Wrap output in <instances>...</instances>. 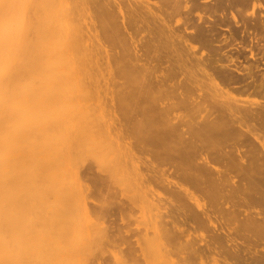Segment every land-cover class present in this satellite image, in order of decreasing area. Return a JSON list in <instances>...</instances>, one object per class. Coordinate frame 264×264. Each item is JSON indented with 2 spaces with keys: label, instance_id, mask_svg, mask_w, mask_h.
Listing matches in <instances>:
<instances>
[{
  "label": "rangeland",
  "instance_id": "obj_1",
  "mask_svg": "<svg viewBox=\"0 0 264 264\" xmlns=\"http://www.w3.org/2000/svg\"><path fill=\"white\" fill-rule=\"evenodd\" d=\"M82 1L77 0L76 4L75 0H0L2 264H252L251 257L256 254V250H261L260 245L264 247V244H258L256 248L259 246V249H255L244 238L250 235L255 237L253 232L240 230L239 225L244 222L243 211L246 207H243L244 210L240 208L241 216H231V210L235 209L234 203H231L237 199L243 188L184 179L195 173H205L198 164L193 165L187 157L192 135L187 129V124L192 122L185 125V121L191 112L184 106L179 110L183 113L179 114L185 118L184 123H180L187 129V135L186 132L180 137L177 134H156L155 131L162 127L160 122L157 123L159 117L161 118V106L156 103L154 97L156 78L158 80L165 77L162 80L164 92L171 98L170 94L172 93V96L176 91L178 94L174 101L182 106L184 94H187L186 87L193 83L198 74L197 79L201 77V83L205 82L201 92L206 93L207 101L212 100V80H202L207 77L203 78V73H198V70L203 71V66H207L204 69H209L208 72L213 70L212 73L215 72L218 76L216 81L220 80V84L223 75L232 71L234 80H227L226 84L222 82V86L229 87L227 83L230 84V92L232 89H240V96H237L238 92L232 93L240 100L242 98L245 101V97L255 99V102L252 99L249 101L254 103L253 106L264 105V100L261 99L264 98V0H176V4L175 0H86V5L90 7L91 19L97 24H93L94 26L91 25L92 20V23L88 24L84 19L83 12L88 11L85 1V8L79 14L83 8ZM183 4H188V8L183 9ZM185 9H188L186 13ZM69 11L76 16L80 30H83V42L86 44L83 43L80 51L72 53L66 70H63L54 65V58L58 45L65 37L63 29L66 26L62 15L63 12ZM89 12L86 13L87 17ZM178 17H181L182 23L177 22ZM185 23L186 29L182 30V24ZM167 25L169 28L174 26V30H169ZM192 25L195 27H192L194 31L189 29L190 33L187 32V28ZM81 26L90 29H83ZM91 28H96L98 36H95L100 38V42L92 34L94 29V32H90ZM182 33L185 39L181 36ZM86 36L89 38V46L85 41ZM91 36L93 39H90ZM187 38L190 40L186 41V44L184 42ZM38 40L40 47L36 54L41 66L33 68L30 66V59L35 41ZM91 40H94V43L90 42ZM189 43L194 46L191 51L199 56L189 52ZM102 44L109 53L104 51ZM94 47H98L96 52ZM178 47L180 48L177 49ZM187 50L188 55H191L189 57L185 55ZM101 51L105 55L108 54V58L102 57L104 54ZM92 53H101L98 60L96 59L99 64L93 59ZM200 53L202 62L204 61L200 67L203 68L197 69L199 65L196 67L195 61L197 57L201 59ZM104 58L110 59L107 61L109 65ZM181 60L185 61V66ZM230 60L237 61L234 63ZM218 61L222 63H217ZM225 61L226 64L230 63L226 66ZM229 64L233 70H230ZM188 70L197 71L193 74ZM251 72L252 74H249ZM170 77L173 79L169 80ZM206 87L213 89L212 92H207ZM242 100L241 103L244 102ZM183 110H186V115ZM45 113L52 117H42L41 123L37 127L33 126L34 117ZM261 132L264 133V130ZM128 142L133 147L130 148ZM141 142L144 145H141ZM128 147L137 152L142 151L137 154ZM243 149L249 147L245 145ZM164 156L169 157L166 159ZM149 157L153 158V163L157 159L154 166H150L152 161ZM163 161L165 166L169 164L168 167L173 169L164 167ZM151 167L154 169H150ZM223 168L221 169L224 172H235L233 168ZM150 170L156 171L153 174ZM162 170L164 174L170 170L166 174L167 178L165 175L162 177ZM156 172L161 175L158 176ZM152 174L154 176H151ZM170 176H176V181L171 178L173 181L170 183ZM177 181H182L180 187L183 186L184 191L175 186ZM187 181H190V185ZM166 183H170V186H166ZM183 184H187L188 188L191 186V191L186 190L187 187ZM192 188L196 189L195 193L199 196ZM185 191L190 192L187 193L194 197L196 203L191 202L193 197H185ZM170 197L173 198L171 202L167 201ZM201 201L203 203H200ZM200 205L203 209H208L209 214L219 212L216 215L211 214L213 224L212 217L207 218L209 214L206 215V210L202 209L200 212ZM254 210L255 208H250V211ZM202 211L205 216L201 214ZM246 211L249 212L248 208ZM166 213L172 216L171 219ZM184 215L190 220L184 218ZM179 217L183 219L180 220ZM237 221L239 223H236ZM229 227L232 229L229 230ZM226 232L241 233L243 238L237 237L241 241L236 242L238 245L231 244L227 241ZM226 243L231 244L234 250L238 248L240 259L228 254L226 249L230 248ZM11 249L15 251L13 255L10 254Z\"/></svg>",
  "mask_w": 264,
  "mask_h": 264
},
{
  "label": "bare ground",
  "instance_id": "obj_2",
  "mask_svg": "<svg viewBox=\"0 0 264 264\" xmlns=\"http://www.w3.org/2000/svg\"><path fill=\"white\" fill-rule=\"evenodd\" d=\"M76 1L77 0H75V3H76ZM78 1H80V0H78ZM82 1V0H81ZM85 1V6L87 7L88 6V8H86L88 11L87 12H89V5L87 4L86 5V0H84ZM84 1H82V3L84 2ZM180 1V0H179ZM185 1V0H184ZM187 1V0H186ZM189 1V0H188ZM248 1V0H247ZM88 3H89V1H87ZM146 3H147V1H145ZM174 2V1H173ZM239 2V1H238ZM243 2V1H242ZM172 3V2H171ZM187 3V2H186ZM236 3V2H235ZM234 3V4H235ZM74 4V3H73ZM77 4V3H76ZM76 4H74V5H76ZM79 4H80V2H79ZM175 4H176V0H175ZM175 4H173V6L175 5ZM73 5V6H74ZM83 6H81V7H83V8H81L80 10H81V12L79 13V14H81L82 13V11L84 10V8H85V6H84V3L82 4ZM185 7H184V6ZM182 6H183V9L184 8H188L187 7V5L188 4H183ZM72 6V7H73ZM71 7V8H72ZM147 7V6H146ZM176 7H177V5H176ZM70 8V9H71ZM181 8V7H180ZM68 9V8H67ZM74 9V8H73ZM76 9V8H75ZM79 8H77L76 10H78ZM186 10H188V9H185V13H186ZM72 11H74V10H72ZM86 11V10H85ZM83 12L84 14V16H85V20H87V22H89L88 24H90V22H91V14H90V12L88 13L89 14V17H90V19H89V17H87V12ZM181 11H182V9H181ZM184 11V10H183ZM188 12V11H187ZM64 14L62 15V19H63V21H64V25L66 26V28L64 27V29L63 30H65L64 32H65V37H64V40H63V42L61 41V44L60 45H58V49H57V51H56V56H55V61H54V65L55 66H58L60 69H63V70H66V68H67V65H68V60L70 59V57H71V55H72V53H75V52H77L79 49L81 50V48L80 47H82L83 46V37H82V34H81V32L83 31H81L80 30V25L78 24V21H77V18H76V16H73L72 14V12H63ZM76 13V12H75ZM78 13V12H77ZM86 14V15H85ZM179 14V13H178ZM182 14H183V12H182ZM179 16H181V15H179ZM187 16V15H186ZM87 17V18H86ZM80 18V17H79ZM179 18V17H178ZM185 18V17H184ZM83 18H82V20H84ZM180 19H181V17L179 18V20H177V22H179L180 21ZM186 19V18H185ZM63 21L61 22V24L63 23ZM81 21V20H80ZM94 20H92V22H93ZM182 21H183V19H182ZM85 22V21H84ZM84 22H82V23H84ZM87 22H85L86 24H87ZM91 22V23H92ZM95 22V21H94ZM92 23L91 25H95L96 23ZM176 22V23H177ZM181 22V21H180ZM187 22H188V20H187ZM190 22V21H189ZM80 23V22H79ZM182 23V22H181ZM181 23H179V24H181ZM85 24V25H86ZM87 24V25H88ZM191 24V23H190ZM91 25H90V27H91ZM93 25V26H94ZM97 25V24H96ZM176 25V24H175ZM183 25V28L182 27H179V28H182V30L184 29V25H186V23L185 24H182ZM168 27L167 28H169V25H167ZM63 27V26H62ZM81 27H83V29H85V27H87V26H81ZM178 27V26H177ZM192 27H193V25L191 26V28H187V32H189L190 33V31H188L189 29H192ZM87 28H89V27H87ZM170 28H171V26H170ZM170 28H169V30H170ZM173 28H174V26H173ZM173 28H171V29H173ZM193 28H195V27H193ZM90 29V28H89ZM94 29V28H93ZM93 29L91 28V30L92 31H90V30H88V31H90L91 33L92 32H94L95 30H96V28L94 29V31H93ZM176 29H178V28H176ZM185 29H186V27H185ZM184 29V30H185ZM201 29V28H200ZM212 29V28H211ZM62 30V29H61ZM174 30V29H173ZM193 30V29H192ZM209 30V29H208ZM230 30V29H229ZM86 30H84V32H85ZM87 31V32H88ZM177 31V30H176ZM194 31V30H193ZM198 31V30H197ZM205 31V30H204ZM231 31V30H230ZM86 32V33H87ZM90 32L89 33H87L88 35L90 34ZM180 32H182V31H180ZM184 32H186V31H184ZM199 32V31H198ZM197 32V33H198ZM211 32V31H210ZM193 33H195V32H193ZM85 34V33H84ZM86 34V35H87ZM92 34H94V36L95 35H97L98 36V34H96V31L94 32V33H92ZM184 33H182L181 34V36L183 35ZM187 34V33H186ZM91 35V34H90ZM89 35V36H90ZM189 35V34H188ZM187 35V36H188ZM191 35V34H190ZM194 35V34H193ZM197 35V34H196ZM97 36H95V38L97 39ZM183 37V36H182ZM190 37V36H189ZM191 38V37H190ZM87 36H86V38H85V41H87V45L89 46V44H88V40H89V38L87 39ZM90 39H93V36H91V38ZM98 39H100V38H98ZM97 39V40H98ZM183 39H185L184 37H183ZM102 40V39H101ZM190 40V39H189ZM188 40V38H187V40H185V42L184 43H186V41L188 42L189 41ZM93 41V43H94V40H91L90 42H92ZM96 41V40H95ZM99 41V40H98ZM97 41V42H98ZM184 41V40H183ZM57 42H58V39H57ZM60 42V41H59ZM100 42V41H99ZM182 42V41H181ZM93 43H90L91 45L93 44ZM101 43H103V42H101ZM84 44H86V42L84 43ZM97 44V43H96ZM183 44V43H182ZM187 44V43H186ZM186 44H184V46H186ZM100 46V44H97V46ZM188 45H190V43L188 44ZM187 45V46H188ZM84 46H86V45H84ZM87 46V47H88ZM94 46V45H93ZM101 46H103V44L101 45ZM191 46V45H190ZM189 46V52H191V53H193L192 55H195L194 54V52L193 51H191V50H193V47L194 46H191L192 47V49H191V47ZM39 47H40V43H39V40L38 41H35V45H34V52H33V54H32V57H31V59H30V66L31 67H33V68H37V67H39V66H41V64H40V62H39V60H38V58H37V54L36 53H38L39 51H38V49H39ZM102 48H104V51L106 52V53H109V52H107V48H105V46H103ZM180 47H178L177 49H179ZM186 48V47H185ZM184 48V49H185ZM82 49H84V47L82 48ZM88 49V48H87ZM97 50H98V47L96 48ZM96 49H95V47H94V50H95V52H96ZM99 49H101V47L99 48ZM176 49V50H177ZM79 50V51H80ZM94 50H92L93 52H94ZM175 50V51H176ZM182 50V49H181ZM186 50V49H185ZM250 50H252V52H253V49H251L250 48ZM89 51V50H88ZM91 51V52H92ZM90 52V51H89ZM102 52V54H104V56H102V57H107L108 58V54H106L105 55V53H103V51H101ZM135 52V51H134ZM169 52H171V51H169ZM168 52V53H169ZM180 52V51H179ZM178 52V53H179ZM251 52V53H252ZM82 53H84V52H82ZM86 53V52H85ZM88 53V52H87ZM136 53V52H135ZM175 53V52H174ZM183 53V52H182ZM184 53H186V52H184ZM191 53H189V54H191ZM93 54V53H92ZM97 54V53H96ZM95 54V55H96ZM101 54V53H100ZM100 54L98 55L97 54V57L94 55V57H93V59H95V61H96V59L98 60V58H99V56H100ZM170 54V53H169ZM177 54V53H176ZM203 54V53H202ZM110 55V54H109ZM162 55V54H161ZM168 55V54H167ZM166 55V57L168 58V56ZM185 55H188V50H187V54H185ZM197 56H199L198 54H196ZM91 56V55H90ZM159 56V55H158ZM157 56V57H158ZM176 56V55H175ZM178 56V55H177ZM181 56V55H180ZM189 56H191V55H188V57ZM196 56V57H197ZM200 56H201V53H200ZM203 56H204V54H203ZM233 56V55H232ZM238 56V55H237ZM88 58H90L89 56H87ZM162 57H164V59L166 58L165 56H162ZM183 57V56H182ZM187 57V56H186ZM185 57V58H186ZM234 57V56H233ZM233 57H231V59L233 58ZM160 58V57H159ZM166 58V59H167ZM181 58V57H180ZM179 58V59H180ZM200 57H197V59H196V61H195V63H196V67L199 65V67L197 68V69H199V68H207V66L205 67V66H203V64H201V63H203L202 62V56H201V59H199ZM230 58V57H229ZM237 58V57H236ZM236 58H233V59H236ZM171 59V58H170ZM183 59V58H182ZM189 59V58H188ZM191 59V58H190ZM189 59V60H190ZM207 59V61H209L208 60V58H206ZM90 60V59H89ZM104 60H106V58H104ZM110 60V59H109ZM109 60H106V63H107V65H109L108 63L109 62H107V61H109ZM159 60V59H158ZM163 60V59H162ZM172 60H174V59H172ZM172 60H170V61H172ZM185 60V59H184ZM216 60V59H215ZM229 60V59H228ZM257 60H259L258 58H257ZM88 61V60H87ZM91 61V60H90ZM181 61H183V60H181ZM188 61V60H187ZM214 60H212V62H213ZM231 61H233V60H230V62ZM234 61H237V60H234ZM233 61V62H234ZM97 62V64H99L98 63V61H96ZM95 62V63H96ZM178 62V61H177ZM184 62L185 61H183L182 62V65H184L185 66V64H184ZM191 62H193L192 60H191ZM221 62V61H220ZM219 61L217 62V63H220ZM228 62V61H227ZM230 62H228V63H230ZM242 61H240V63H241ZM258 62V61H257ZM90 63V62H89ZM92 63H94V62H92ZM181 63V62H180ZM188 63V62H187ZM194 63V62H193ZM214 63H216V62H214ZM222 63V62H221ZM227 63V64H228ZM235 63V62H234ZM88 64V63H87ZM213 64V63H212ZM211 64V65H212ZM224 64H226V61L224 62ZM227 64H226V66H227ZM237 64V63H236ZM252 64V63H251ZM48 65V64H47ZM93 65V64H92ZM106 65V66H107ZM195 65V64H194ZM200 65L201 66H203V67H200ZM204 65H205V63H204ZM207 65V64H206ZM216 65V64H215ZM239 65V64H238ZM90 66H91V64H90ZM219 66V65H218ZM218 66H216V67H218ZM224 66V65H223ZM248 66V65H247ZM251 66V65H250ZM257 66V65H256ZM109 67V66H108ZM183 67V66H182ZM193 67V66H192ZM195 67V66H194ZM220 67V66H219ZM229 67L231 68H229L230 70H233L232 69V67H231V65L229 64ZM187 67H185V69H186ZM202 69L203 71H199L198 70V73L199 72H202L203 73V75H204V77L203 78H205V76L207 77L206 79H202V80H212V84H214V85H212V87H213V97H211L212 98V100L210 99V97H209V99H210V101H207L206 100V98H205V96H206V93H204V92H201L202 90H203V88L205 87L203 84L205 83V82H202L201 83V75H202V73H201V75L199 76L200 78V80L199 79H197L198 77H197V75L198 74H196V77H195V79H194V81H193V83H191L189 86L188 85H186V86H188V87H186V92H187V94L185 93L184 94V97H183V100H182V106H181V104L180 103H176V101H174L175 99L174 98H176L177 97V94H176V91L174 92V94L171 96V94H170V97L171 98H169V96L168 95H166V93L164 92L165 90L163 89L164 88V84L162 83V80L165 78V77H163L162 79L161 78H158V80H157V78H156V82H155V89H156V95H155V97H154V99H155V101H156V103L158 104V105H160L161 106V110L159 111L158 110V108H157V110L159 111V113H160V116H161V118L159 117V121H157V123L158 122H160V124L162 125V127H160V129L158 128L155 132H157L156 134H163L164 136H166V135H168V134H177L179 137H180V135H182L183 134V132H186L187 131V129H188V131L192 134L191 135V137H190V143H189V146L188 147H190V150H188L187 151V157L188 158H190V160L192 161V163H193V165L196 163V164H198V166H200V169H203L204 170V174H192L191 176H187L186 174V176L187 177H184V179H190V180H196V181H200V183L201 182H205L206 184H207V182H209V183H212V184H230V185H232V186H235V187H237V188H243V191L241 192V193H239L240 195H238V197H236L237 199L236 200H233V202L231 203V204H233L234 203V208L235 209H232L231 211H233V213H232V215L231 216H234V217H237L239 214H240V216L242 215L240 212H241V210H240V208H242L243 209V207L245 208L246 207V210H247V208H248V210H249V212L248 213H246L245 211H243L245 214H243V215H245V217L243 218L244 219V222H242L241 223V225H239L240 226V230H243V232H253V234H254V236L256 237H247L246 235V237H244L245 238V240L252 246V247H255V249H257L256 248V246L258 245V244H261V243H263L264 244V133H262L261 132V130H264V105H260V106H253L254 105V103L252 104V103H249V101L251 102V99L254 101L255 99H253V98H243V99H246L245 101L244 100H242V98H241V100H242V102L243 103H245V104H243V103H241L240 101V99H239V97H237V96H240V89H239V91L238 90H236V89H232V91L230 92V88H231V86H230V84H228L227 83V85H229V87H223L222 85H224V84H226V82H227V80H230V79H233V78H235L234 77V75H233V72L231 71V72H227V73H225L224 75H223V78L221 79V81L224 83H222L221 82V84L219 83V81L217 82L216 80H218L217 79V75H215L214 73H212V71L213 70H210V72H208V70H205V69ZM213 68V67H212ZM236 68V67H235ZM184 69V68H183ZM195 69V68H194ZM193 69V70H194ZM200 69V70H201ZM226 69V68H225ZM225 69H223L224 70V72H225ZM238 69H240L239 67H238ZM248 69V68H247ZM252 69V68H251ZM177 70V69H176ZM193 70H191V71H189L190 73H192L193 72ZM222 70V69H221ZM228 70V69H227ZM237 70V69H236ZM244 70V69H243ZM242 70V71H243ZM246 70V69H245ZM244 70V71H245ZM142 71V70H141ZM179 71V70H178ZM184 71V70H183ZM195 71H197V70H195ZM194 71V72H195ZM217 71V70H216ZM239 72H240V70H238ZM170 72V71H169ZM194 72H193V74H194ZM218 72V71H217ZM176 73H177V71H176ZM184 73H186V70H185V72ZM197 73V72H196ZM240 73H243V72H240ZM246 73V72H245ZM181 73H179V75H180ZM248 74V73H247ZM249 74H252V72L251 73H249ZM254 74V73H253ZM170 75H172L171 73H170ZM176 75V74H175ZM187 75V74H186ZM191 75V74H190ZM219 75V74H218ZM238 75V74H237ZM166 76V75H165ZM195 76V75H194ZM246 76V75H245ZM256 76V75H255ZM158 77V76H157ZM168 77H169V75H168ZM179 77V76H178ZM242 77V76H241ZM251 77V76H250ZM249 77V78H250ZM253 77H254V75H253ZM253 77H251V78H253ZM154 78V77H153ZM192 78V77H191ZM152 79V78H151ZM169 80L170 79H173V78H168ZM245 79H248V78H245ZM245 79H243V80H245ZM255 79V78H254ZM264 79V78H263ZM190 80V79H189ZM234 80V79H233ZM256 80V79H255ZM254 80V81H255ZM151 81V80H150ZM168 81V80H167ZM183 81V80H182ZM239 81H240V79H239ZM247 81V80H246ZM250 81V80H249ZM260 81H261V79H260ZM186 82V81H185ZM211 82V81H210ZM257 82V80L255 81V83ZM230 83V82H229ZM234 83L236 84L237 82H235L234 81ZM243 83V82H242ZM245 83V82H244ZM211 83H209V85H210ZM232 84H233V82H232ZM238 84H240V83H238ZM246 85L248 84V83H245ZM206 86H207V84H205ZM221 85V86H220ZM237 85V84H236ZM235 85V87H237ZM241 85V84H240ZM258 85V84H257ZM263 85V84H262ZM167 86V85H166ZM211 86V85H210ZM234 86V85H233ZM179 87L181 88V85H179ZM178 87V88H179ZM208 87V86H207ZM206 87V88H207ZM242 87V86H241ZM245 87V86H244ZM261 87V86H260ZM153 88V87H152ZM178 88H176V89H178ZM184 88V87H183ZM208 88H210V87H208ZM207 88V89H208ZM224 88H226V89H224ZM227 88H228V91H227ZM246 88V87H245ZM252 88V87H251ZM256 88V87H255ZM172 89V88H171ZM182 89V88H181ZM181 89H178V91L179 90H181ZM206 89V91L207 92H212V90L211 89H208L207 90ZM168 90V89H167ZM241 90H243V89H241ZM251 90V89H250ZM249 90V91H250ZM255 90V89H254ZM154 91V90H153ZM183 91V90H182ZM181 91V92H182ZM233 91H235V92H238V94H237V96H236V94L234 95L232 92ZM247 91V90H246ZM256 91V90H255ZM260 91V90H259ZM180 92V93H181ZM251 92V91H250ZM254 92V91H253ZM252 92V93H253ZM184 93V92H183ZM244 93V92H243ZM242 93V95H245V94H243ZM249 93V92H248ZM155 94V93H154ZM212 94V93H211ZM258 94V93H257ZM182 95V94H181ZM247 95V94H246ZM251 95H253V94H251ZM178 97H179V95H178ZM206 97H208V96H206ZM261 97H262V94H261ZM264 97V96H263ZM133 98V97H132ZM131 99V98H130ZM249 99V100H248ZM261 99H263L264 100V98H261ZM169 100H171V101H169ZM260 100V99H259ZM135 101V100H134ZM178 101V100H177ZM252 101V102H253ZM255 102V101H254ZM256 102H258L257 101V99H256ZM260 102H261V100H260ZM259 102V103H260ZM247 103V104H246ZM249 103V104H248ZM155 104V103H154ZM262 104H263V102H262ZM157 106V105H156ZM185 107V108H187V109H189L190 110V112H191V114L189 115V117L186 119V123H185V125L187 124V123H190V121L192 122L191 124H187L188 125V127H187V129H185V128H183L182 126L184 125V124H182V123H180L181 121H183V123H184V120H185V118H183V115H181V114H183V113H181V112H179V110H180V107ZM183 108H181V110H182ZM149 111V110H148ZM184 111V114H185V111L186 110H183ZM182 111V112H183ZM53 112V111H52ZM153 113V112H152ZM179 113H181V114H179ZM132 114H134L133 112H132ZM158 114V113H157ZM187 114V113H186ZM185 114V115H186ZM189 114V113H188ZM155 115V114H154ZM135 116V115H134ZM152 116V115H151ZM42 117L44 118V117H46V118H50V117H52V115H50L49 113L48 114H42V116L39 114H37L35 117H34V119L32 120V124H33V126H35V127H37L38 126V124H40L41 123V121H42ZM133 117V116H132ZM156 119V118H155ZM150 121V120H149ZM153 123V122H152ZM154 126V125H153ZM157 127H159V125L157 126ZM185 127V126H184ZM120 129H118V131H119ZM120 132V131H119ZM151 132V131H150ZM186 135L188 134L187 132L185 133ZM153 136V135H152ZM156 136V135H155ZM161 136V135H160ZM172 136V135H171ZM177 136V137H178ZM145 137V136H144ZM168 138H169V136H167ZM176 137V138H177ZM183 137V136H182ZM188 137V136H187ZM151 138H153V137H151ZM171 138V137H170ZM184 138V137H183ZM164 139V138H163ZM166 139V138H165ZM187 139V138H186ZM186 139L184 140V141H186ZM156 140H157V138H156ZM188 140V139H187ZM136 141H137V139H136ZM144 141V140H143ZM154 141V140H153ZM158 141V140H157ZM169 141H170V139H169ZM181 141V140H180ZM134 142H135V140H134ZM148 142V141H147ZM119 143V142H118ZM129 143V142H128ZM131 144H132V141L130 142ZM130 143H129V145H130ZM156 143V142H155ZM172 143V142H171ZM176 143V142H175ZM182 142H180V144H181ZM245 143H247V144H245ZM136 145H137V143H135ZM167 144V143H166ZM173 144H174V142H173ZM184 144V143H183ZM118 145V147H120V143L119 144H117ZM128 145V146H129ZM135 145V146H136ZM141 145H144V144H142V142H141ZM148 145V144H147ZM154 145V144H153ZM158 145V144H157ZM171 145V144H170ZM178 145V144H177ZM187 145V144H186ZM245 145H247V147H249V149H243V148H245ZM149 146H151V145H149ZM163 146V145H162ZM167 146V145H166ZM183 146V145H182ZM181 146V147H182ZM131 147H133L132 145H130V148ZM138 147H139V145H138ZM160 147H161V145H160ZM168 147V146H167ZM170 147V146H169ZM129 147H128V149L129 150H134V152H137V151H135V149L133 148V149H130ZM149 148V147H148ZM151 148V147H150ZM159 148V147H158ZM157 148V149H158ZM175 148V147H174ZM140 149H142V148H140ZM153 149H155V148H153ZM167 149V148H166ZM119 150H121V148H119ZM118 150V151H119ZM161 150V149H160ZM164 150V149H163ZM178 150V149H177ZM186 150V149H185ZM142 150H139V152H141ZM139 152H137V154L139 153ZM146 152H148V150L146 151ZM149 152H150V150H149ZM152 152V151H151ZM179 152V151H178ZM183 152H185V151H183ZM119 153V152H118ZM143 153V152H142ZM141 153V154H142ZM158 153H160V152H158ZM121 154V153H120ZM141 154H139L138 156L140 157V155ZM144 154V153H143ZM163 154V153H162ZM166 153H164V155H165ZM169 154V153H168ZM172 154V153H171ZM185 154H186V152H185ZM132 155V154H131ZM145 155V154H144ZM147 155V154H146ZM155 155H157V154H155ZM170 155V154H169ZM176 155H178V154H176ZM133 156V155H132ZM134 156H136L135 154H134ZM154 156V155H153ZM162 156V155H161ZM181 157H182V155H180ZM123 156L121 155V158H122ZM165 157V156H164ZM169 157V156H168ZM167 157V158H168ZM173 157V156H172ZM178 157V156H177ZM120 158V157H119ZM155 158V157H154ZM162 158V157H161ZM166 158V157H165ZM166 158V159H167ZM182 158H185V156L184 157H182ZM151 158L149 157V160H150ZM153 159V158H152ZM151 159V161H152V164H150V166L152 165V166H154L156 163H155V161L157 160V159H155V161H154V163H153V160ZM159 159V158H158ZM165 159V161H167ZM168 160H170V159H168ZM182 160V159H181ZM185 160V159H184ZM119 161V160H118ZM121 161V160H120ZM125 161V160H124ZM160 161V160H159ZM176 161V160H175ZM148 162H150V161H148ZM169 162V161H168ZM174 161H172V163H173ZM123 163V162H122ZM162 163H164V167H166L167 166V168H169L168 167V165L169 164H167L166 166H165V162L163 161ZM180 163H181V161H180ZM188 163V162H187ZM186 163V164H187ZM124 164V163H123ZM122 164V165H123ZM149 164H147V165H149ZM159 164V163H158ZM171 164V163H170ZM175 164V163H174ZM177 164V163H176ZM189 164V163H188ZM187 164V166H189ZM191 164V163H190ZM182 165V164H181ZM176 166V165H175ZM196 166V165H195ZM217 166H218V168H217ZM156 167H158V165H156ZM156 167H155V169H156ZM162 167V166H161ZM163 167V168H164ZM172 167V166H171ZM177 167V166H176ZM183 167V166H182ZM185 167V166H184ZM223 168V167H226V168H228V167H230V168H233L234 170H235V172L233 173V172H228V170H227V172H224V171H222V169L221 168ZM149 168V167H148ZM160 168V167H159ZM162 168V169H163ZM179 168V167H178ZM187 168V167H186ZM220 168V169H219ZM229 168V169H230ZM150 169H152V167L150 168ZM154 169V168H153ZM152 169V170H153ZM170 169V168H169ZM171 169H173V168H171ZM170 169V170H171ZM198 169V168H197ZM199 169V171H201ZM224 169V168H223ZM149 170V169H148ZM157 170H159L158 168H157ZM165 170V169H164ZM170 170H168L169 172H170ZM175 170V169H174ZM180 170V169H179ZM190 170V169H189ZM188 169H187V171H189ZM151 171V170H150ZM154 171H156V170H154ZM153 171V172H154ZM178 171V170H177ZM194 171V170H193ZM152 171H151V173H153ZM159 172H161V170L159 171ZM169 172H167V173H163V170H162V177L164 176L165 178H167L166 177V174H168ZM180 172V171H179ZM178 172V173H179ZM182 172V171H181ZM149 173V172H148ZM155 173V172H154ZM153 173V174H154ZM157 173V172H156ZM178 173H175V174H178ZM187 173V172H186ZM203 173V172H202ZM151 175V176H154V175ZM159 173H157V175H158ZM171 174V173H170ZM169 174V175H170ZM174 174V173H173ZM174 174V175H175ZM118 175V174H117ZM149 175H150V173H149ZM156 175V176H157ZM159 175H161V174H159ZM158 175V176H159ZM168 175V176H169ZM190 175V174H189ZM150 176V177H151ZM156 176H155V178H156ZM178 176V175H177ZM101 177V176H100ZM174 177H176V176H174ZM174 177H171L170 176V183H171V180L172 179H175V181H176V179L177 178H174ZM102 178H103V176H102ZM152 178V177H151ZM150 178V179H151ZM164 178V179H165ZM172 178V179H171ZM181 178V177H180ZM105 179H107V178H105ZM158 180L160 179L159 177L157 178ZM157 179H156V181H157ZM168 179H169V177H168ZM179 179V178H178ZM102 180V179H101ZM148 180V179H147ZM183 180V179H182ZM149 182H150V180H148ZM153 181V180H152ZM161 181V180H160ZM163 182H164V180H162ZM161 181V182H162ZM166 181H168L169 182V180H166ZM173 181V180H172ZM174 181V182H175ZM186 181V180H185ZM148 182V183H149ZM167 182V183H168ZM173 182V183H174ZM179 182H180V180H179ZM178 181H177V183H175V186L177 185L178 187H180V185H181V183H182V181H181V183H179ZM188 182V181H187ZM186 182V183H187ZM190 182V181H189ZM189 182H188V184H189ZM151 183V182H150ZM149 183V184H150ZM158 183H160L159 181H158ZM165 183V182H164ZM166 183V186H170L169 184H167ZM173 183H172V185H173ZM178 183H179V185H178ZM196 183V182H195ZM194 183V184H195ZM205 183H203V184H205ZM185 184V183H184ZM183 184V185H184ZM190 185V184H189ZM202 185V184H201ZM210 185V184H209ZM224 185V187H227V186H225ZM154 186V185H153ZM165 186V185H164ZM176 186V187H177ZM185 186V185H184ZM195 186H196V184H195ZM208 186V185H207ZM213 186V185H212ZM220 186V185H219ZM158 187V186H157ZM177 187V188H178ZM185 187H187L186 188V190L187 189H189V191H191L190 190V187L188 188V186H187V184H186V186ZM197 187V186H196ZM209 187V186H208ZM214 187H216V186H214ZM230 187V186H229ZM234 187V188H235ZM159 188H161V186L159 187ZM167 188V187H166ZM169 188V187H168ZM182 190H183V186L182 187H180ZM179 188V189H180ZM200 188V187H199ZM217 189H219L218 187H216ZM221 188V187H220ZM171 189V188H170ZM174 189H175V187H174ZM193 189V188H192ZM195 189V188H194ZM194 189H193V191H194ZM201 189V188H200ZM205 189V188H204ZM208 189V188H207ZM211 189V188H210ZM214 189V188H213ZM225 189V188H224ZM229 189V188H228ZM176 190V189H175ZM165 191V190H164ZM168 191H169V189H168ZM184 191V190H183ZM189 191H185V193H187V192H189ZM192 191V192H193ZM206 191V190H205ZM220 191V190H219ZM224 191V190H223ZM166 192V191H165ZM171 192V191H170ZM173 192V191H172ZM175 192V191H174ZM178 192H179V190H178ZM196 192V189H195V191H194V193ZM217 192V191H216ZM228 192V191H227ZM240 192V191H239ZM179 193H181V192H179ZM190 193V192H189ZM189 193H187L186 195L187 196H185V197H193V196H189ZM225 193V192H224ZM171 194V193H170ZM196 195H197V193H195ZM198 194H200V192H198ZM214 194V193H213ZM226 194V193H225ZM236 194V193H235ZM167 195H168V193H167ZM191 195H194V194H192L191 193ZM203 195V194H202ZM201 195V196H202ZM231 195V194H230ZM181 196H182V194H181ZM184 196V195H183ZM197 196H199V195H197ZM197 196H196V198H197ZM201 196H200V198H201ZM232 196V195H231ZM237 196V195H236ZM204 197V196H203ZM218 197V196H217ZM221 197H223V196H221ZM167 198H169L168 196H167ZM181 198H183V197H181ZM180 198V199H181ZM199 198V197H198ZM199 198V199H200ZM232 198H233V196H232ZM174 199H176V198H174ZM186 199V198H185ZM198 199V200H199ZM204 200H205V198H203ZM220 199V198H219ZM170 200H173V198H171L170 197V199L169 200H167V201H169V202H171ZM190 200V199H189ZM202 200V199H201ZM207 200V199H206ZM224 200V199H223ZM225 200H226V198H225ZM183 201V200H182ZM203 201V200H202ZM200 202V203H203V202H205V201H203V202ZM208 201V200H207ZM214 201V200H213ZM220 201H222V200H220ZM230 201V200H229ZM177 202V201H176ZM185 202V201H184ZM191 202L193 203L194 202V197H193V201H192V199H191ZM211 202V201H210ZM227 202V201H226ZM224 203V204H226V206L228 205L227 203H230V202H227V203ZM182 203V202H181ZM187 203H188V200H187ZM186 203V204H187ZM194 203H196V201L194 202ZM199 203V204H200ZM215 203H217V202H215ZM218 204V203H217ZM176 205V204H175ZM182 205V204H181ZM196 205V204H195ZM210 205V204H209ZM223 205V204H222ZM180 206V205H179ZM197 206V205H196ZM201 206V205H200ZM202 206H204V204L202 205ZM202 206L199 208L200 209V212H201V210L203 209L202 208ZM205 206H206V204H205ZM218 206V205H217ZM225 206V207H226ZM233 206V205H232ZM198 207V206H197ZM212 207V206H211ZM220 207V206H219ZM221 207H224V206H221ZM228 207V206H227ZM171 208V207H170ZM179 208V207H178ZM180 208H182V206L180 207ZM204 208H206V207H204ZM210 208V207H209ZM213 208H214V205H213ZM216 208V207H215ZM230 208H231V206H230ZM250 208L251 209H253V208H255V210L254 211H250ZM175 209V208H174ZM184 209V208H183ZM182 209V210H183ZM197 209V208H196ZM221 209V208H220ZM226 209V208H225ZM228 209V208H227ZM173 210V209H172ZM172 210L171 211H169L170 213L172 212ZM193 210H195V209H193ZM203 210H206V209H203ZM208 210V209H207ZM207 210L206 211H204V212H206V215L207 214H209V213H207ZM244 210V209H243ZM175 211V210H174ZM177 211V210H176ZM180 211V210H179ZM179 211H178V213H179ZM212 211V210H211ZM222 211V210H221ZM183 212V211H182ZM186 212H187V210H186ZM186 212H185V215H186ZM210 212V211H209ZM198 213V212H197ZM215 213V212H214ZM213 212L212 213H210L209 214V216L207 215V218H210V217H212V215L211 214H214ZM217 213H219L218 211H217ZM217 213H215V215L217 214ZM225 213V212H224ZM223 213V214H224ZM167 214V213H166ZM180 214H181V212H180ZM180 214L178 215V216H180ZM200 214V213H199ZM201 214H203L204 215V213H203V211H202V213ZM169 217H170V215L169 214H167ZM175 215V214H174ZM182 215H183V213H182ZM184 215V218L187 216H185ZM211 215V216H210ZM219 215H221L222 216V214H219ZM259 215H261V217H258ZM189 216V215H188ZM205 216V215H204ZM225 216H227V215H225ZM229 216V215H228ZM172 217V216H171ZM171 217H170V219H171ZM176 217V216H175ZM217 217V216H216ZM180 218V217H179ZM186 218H188V217H186ZM191 218H192V216H191ZM196 218V217H195ZM198 218V217H197ZM196 218V219H197ZM203 218V217H202ZM169 219V220H170ZM173 219V218H172ZM178 219V218H177ZM183 219V218H182ZM181 218H180V220H182ZM189 219V218H188ZM187 219V220H188ZM204 219H206V218H204ZM231 219V218H230ZM190 220V219H189ZM188 220V221H189ZM192 220L193 219H191V224H192ZM207 220V219H206ZM232 220V219H231ZM238 220V219H237ZM188 221H186V222H188ZM201 221V220H200ZM204 220H202L201 222H203ZM208 221V220H207ZM206 221V222H207ZM211 221H212V223L211 224H213V217H212V219H211ZM168 222V221H167ZM177 222H178V220H177ZM177 222H176V224H177ZM179 222H181V221H179ZM184 222V221H183ZM182 222V223H183ZM185 222V223H186ZM197 222V221H196ZM209 222V221H208ZM227 222H228V220H227ZM231 222V221H230ZM172 224H173V220H172V222H171ZM175 223V222H174ZM189 223V222H188ZM195 223V222H194ZM198 223H200V222H198ZM236 223H239L238 221L236 222ZM180 224V223H179ZM190 224V223H189ZM207 224V223H206ZM230 224V223H229ZM174 225V224H173ZM196 225H198V224H196ZM231 225V224H230ZM233 225V224H232ZM235 225V224H234ZM233 225V226H234ZM199 226V225H198ZM213 226H215V224L213 225ZM237 226V225H236ZM195 227H197V226H195ZM203 227V226H202ZM234 228V227H233ZM237 228H239V227H237ZM230 229H232V228H230L229 227V230ZM235 229V228H234ZM228 231V230H227ZM232 231H235V230H232ZM241 233H242V231H240ZM239 232V233H240ZM227 233V232H226ZM225 233V234H226ZM240 233V234H241ZM240 234H238V233H235V232H228L227 234H226V236H228V237H226L227 238V241L229 242H231V244H234V245H236L238 242L237 241H239V242H241L239 239H240ZM244 234V233H243ZM247 234V233H246ZM249 234V233H248ZM252 234V233H251ZM179 235V234H178ZM173 236V235H172ZM218 236V235H217ZM244 236V235H243ZM237 237H239V239L237 238ZM171 238V237H170ZM174 238H175V236H174ZM177 238V237H176ZM218 238V237H217ZM217 238H215V239H217ZM241 238H243V237H241ZM214 239V240H215ZM237 239V240H236ZM219 240V239H218ZM222 240V239H221ZM243 240V239H242ZM216 241V240H215ZM219 242V241H218ZM224 242H226V240L224 241ZM237 242V243H236ZM215 243V242H214ZM243 243H245V242H243ZM230 244V245H231ZM222 245V244H221ZM225 245H229L228 243H226ZM229 245V248L230 249H226V251L228 252V254L230 255V256H233V257H235V258H238V259H240L241 258V254H240V252H239V250H238V248L237 249H233V247H232V245L230 246ZM238 245V244H237ZM246 245H248V244H246ZM249 245V246H250ZM215 247H216V245H215ZM220 247V246H219ZM218 247V248H219ZM238 247V246H237ZM213 248V247H212ZM211 248V249H212ZM222 248V247H221ZM235 248H236V246H235ZM249 248H251V247H249ZM260 248H261V250H256V254H254L251 258H252V261H253V263L255 262V264H264V247L263 246H261L260 245ZM213 249H215V248H213ZM259 249V248H258ZM216 251V250H215ZM218 251H220V250H218ZM15 251H14V249H11L10 250V254H12L13 255V253H14ZM217 253V252H216ZM220 253V252H219ZM223 253V252H222ZM227 255V254H226ZM12 260H10V262H11ZM252 263V264H253ZM0 264H2V247H1V230H0Z\"/></svg>",
  "mask_w": 264,
  "mask_h": 264
}]
</instances>
